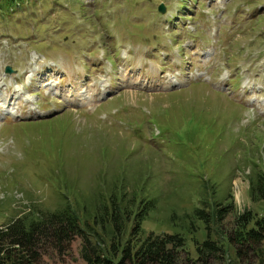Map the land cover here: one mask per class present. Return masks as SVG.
Masks as SVG:
<instances>
[{
  "label": "rangeland",
  "instance_id": "obj_1",
  "mask_svg": "<svg viewBox=\"0 0 264 264\" xmlns=\"http://www.w3.org/2000/svg\"><path fill=\"white\" fill-rule=\"evenodd\" d=\"M262 175L264 0H0V225L131 192L154 199L141 228L194 257L178 217L263 215ZM79 247L42 262L85 264Z\"/></svg>",
  "mask_w": 264,
  "mask_h": 264
},
{
  "label": "trees",
  "instance_id": "obj_2",
  "mask_svg": "<svg viewBox=\"0 0 264 264\" xmlns=\"http://www.w3.org/2000/svg\"><path fill=\"white\" fill-rule=\"evenodd\" d=\"M258 179L256 186L249 182L252 201L258 193L264 198V175ZM131 194L118 196L115 190L104 189L87 209L82 206L83 214L86 211L84 219L80 214L78 219L68 202L51 211L27 209L0 225V264H43L42 256L64 254L75 237L80 240L79 254L85 264H178L184 260L189 264H209L221 261L226 244L233 258L222 264H239L249 258L264 264V214L248 208L235 211L225 233L219 222L225 212L231 211V202L224 206L215 202L209 211L204 202L202 207H193L178 217L194 246L191 257L185 234L145 232L141 228L140 221L154 207V199L149 196L137 200ZM198 232L200 239L195 235Z\"/></svg>",
  "mask_w": 264,
  "mask_h": 264
},
{
  "label": "water",
  "instance_id": "obj_3",
  "mask_svg": "<svg viewBox=\"0 0 264 264\" xmlns=\"http://www.w3.org/2000/svg\"><path fill=\"white\" fill-rule=\"evenodd\" d=\"M157 9L159 10V11H162L163 10V7H162V5L161 4H159L158 6H157ZM10 71V69H9V67H5V72H9Z\"/></svg>",
  "mask_w": 264,
  "mask_h": 264
},
{
  "label": "bare ground",
  "instance_id": "obj_4",
  "mask_svg": "<svg viewBox=\"0 0 264 264\" xmlns=\"http://www.w3.org/2000/svg\"><path fill=\"white\" fill-rule=\"evenodd\" d=\"M77 99V98H76Z\"/></svg>",
  "mask_w": 264,
  "mask_h": 264
}]
</instances>
